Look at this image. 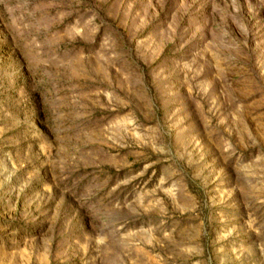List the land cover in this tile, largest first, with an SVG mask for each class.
I'll use <instances>...</instances> for the list:
<instances>
[{
  "label": "rangeland",
  "instance_id": "rangeland-1",
  "mask_svg": "<svg viewBox=\"0 0 264 264\" xmlns=\"http://www.w3.org/2000/svg\"><path fill=\"white\" fill-rule=\"evenodd\" d=\"M0 264H264V0H0Z\"/></svg>",
  "mask_w": 264,
  "mask_h": 264
}]
</instances>
